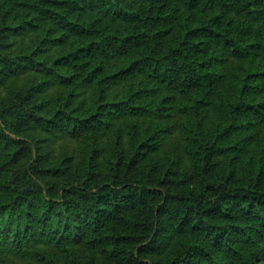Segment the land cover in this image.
Wrapping results in <instances>:
<instances>
[{"label": "trees", "instance_id": "1", "mask_svg": "<svg viewBox=\"0 0 264 264\" xmlns=\"http://www.w3.org/2000/svg\"><path fill=\"white\" fill-rule=\"evenodd\" d=\"M26 72L0 101V261L44 243L87 244L88 264L264 263V0H0V89ZM170 109L184 146L160 177ZM122 114L152 120L128 150ZM55 129L86 142L72 170L41 145Z\"/></svg>", "mask_w": 264, "mask_h": 264}, {"label": "rangeland", "instance_id": "2", "mask_svg": "<svg viewBox=\"0 0 264 264\" xmlns=\"http://www.w3.org/2000/svg\"><path fill=\"white\" fill-rule=\"evenodd\" d=\"M25 41V44H28L27 39ZM11 42L15 46L16 43L19 44V47L20 44H22L21 39L18 40L16 38L11 39ZM60 50L61 49L54 48L50 52H46L42 58L46 60L55 58L57 54L61 53ZM34 76L33 73L26 72V75H23L17 79H12L9 84L7 83L8 86L5 90L0 89V101L2 100L7 102L14 96L13 94L16 92L15 90H21L25 92L27 89L32 87L33 85H31V82H33ZM52 92L53 91H51L50 94ZM64 105L65 103L62 106ZM50 106L54 108L55 112V110H57V107L61 105L59 104L56 106L54 102V104H51ZM166 114H168L167 117H165L161 121H158V128L156 130H151L156 132L160 148L156 154L152 153L151 157L145 163L146 167L153 166L154 168H156L157 175L160 177L169 168L168 163L178 160L176 156L179 151L182 152L184 146V140L181 135L184 130L180 128V126L177 127V121L181 123V120H178L177 113L173 111V109H170ZM217 117L218 113L213 109H207L204 114L205 120L210 119L211 121H217ZM113 122L114 125L110 127L113 131V139L122 140V147L125 150H128L132 145V132H134L136 129H139L141 131H143V129L144 131L147 130V125L152 123V120H150V118L146 116H143L142 118H136L134 116L122 114V116H120V119ZM55 130L56 131L52 135L40 137L42 139L41 145H43L42 147L44 148V151L49 156V160H51L52 163H70L69 166L72 167L69 168L72 170L82 158L84 159V153L86 154L88 152L86 150V146H84L86 142L81 143L80 140L68 138V136L64 135L67 132L62 131L61 129ZM118 135L120 136V138L118 137ZM262 138H264V135L262 136ZM115 146L116 144L114 141V149ZM114 149H110V147H108V149L105 151V164H103V166L106 165L107 162H109L108 160H113ZM100 161H103V156L101 157ZM178 164L182 169H187L189 167V159L187 158V156H185L183 160L178 161ZM111 174V168H104V170H102V176L100 177V180H106V176ZM66 249L67 247L58 246L57 244L49 246L44 245L43 243L38 244L36 248H34V251L41 252L40 254L45 256H33L27 258L26 256L14 257L7 255L5 256L4 261L0 262H2L1 264H72V260L83 259L84 264H88L91 257L94 256L96 252H99H94V250H92L91 247L87 244L86 246L74 244L69 247V249H71V252L69 253L66 252ZM102 263L103 261L101 262V264Z\"/></svg>", "mask_w": 264, "mask_h": 264}]
</instances>
